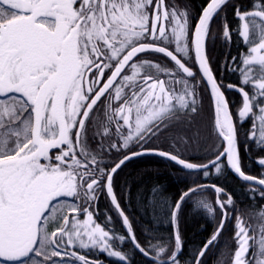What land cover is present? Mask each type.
Returning <instances> with one entry per match:
<instances>
[{
    "label": "snow or ice",
    "instance_id": "6c2138e0",
    "mask_svg": "<svg viewBox=\"0 0 264 264\" xmlns=\"http://www.w3.org/2000/svg\"><path fill=\"white\" fill-rule=\"evenodd\" d=\"M0 264H264V0H0Z\"/></svg>",
    "mask_w": 264,
    "mask_h": 264
},
{
    "label": "trees",
    "instance_id": "16d2710c",
    "mask_svg": "<svg viewBox=\"0 0 264 264\" xmlns=\"http://www.w3.org/2000/svg\"><path fill=\"white\" fill-rule=\"evenodd\" d=\"M143 166H144V162H141V163L134 164L133 168L142 170ZM151 166L160 169L159 176L156 177L159 179L160 183L166 184L170 188H174V186L177 183L176 178L169 174L168 170L166 169V167L163 163H157V162L153 161ZM221 183H224L227 187L232 188L233 190L237 189V183H236L235 179L232 177H228V178L222 180ZM101 209H103V202L101 203ZM192 230L193 231L195 230L194 227ZM189 235H191V232H189ZM101 258L104 259V257H101Z\"/></svg>",
    "mask_w": 264,
    "mask_h": 264
}]
</instances>
